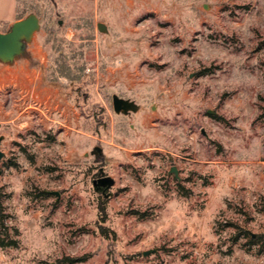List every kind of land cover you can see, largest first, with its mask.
<instances>
[{
	"label": "rangeland",
	"instance_id": "obj_1",
	"mask_svg": "<svg viewBox=\"0 0 264 264\" xmlns=\"http://www.w3.org/2000/svg\"><path fill=\"white\" fill-rule=\"evenodd\" d=\"M29 13L0 264H264V0H0V32Z\"/></svg>",
	"mask_w": 264,
	"mask_h": 264
},
{
	"label": "water",
	"instance_id": "obj_2",
	"mask_svg": "<svg viewBox=\"0 0 264 264\" xmlns=\"http://www.w3.org/2000/svg\"><path fill=\"white\" fill-rule=\"evenodd\" d=\"M39 18L34 13H29L26 16L15 20L8 31L0 32V61L11 62L15 57L21 55L24 52L25 45L31 40V37L35 31L39 29ZM97 27L102 30L104 25L97 24ZM112 105L115 112L120 110H127L130 108V102L126 99L112 95ZM3 136H0V141ZM99 151V148H96ZM4 156V152L0 150V159ZM170 172L176 174L174 166L170 168ZM100 184L110 185L113 180L109 177H102L97 179ZM254 234H252L253 236Z\"/></svg>",
	"mask_w": 264,
	"mask_h": 264
},
{
	"label": "trees",
	"instance_id": "obj_3",
	"mask_svg": "<svg viewBox=\"0 0 264 264\" xmlns=\"http://www.w3.org/2000/svg\"><path fill=\"white\" fill-rule=\"evenodd\" d=\"M1 213H2V205H1V199H0V247L15 246L16 241L14 239L8 238L7 240H5V238L1 236V234L4 233L5 227H6L3 223L4 221H3V216L1 215ZM101 221H103L102 218H101ZM98 228H99V231L101 232V234H103V235L106 234V228L104 226L99 224ZM242 232L244 233V230H242ZM261 238H264V233L256 234L254 236V238L252 239V241L260 240ZM67 259L70 263H73V262H77V261H82L83 258L72 257V258H67Z\"/></svg>",
	"mask_w": 264,
	"mask_h": 264
},
{
	"label": "flooded vegetation",
	"instance_id": "obj_4",
	"mask_svg": "<svg viewBox=\"0 0 264 264\" xmlns=\"http://www.w3.org/2000/svg\"><path fill=\"white\" fill-rule=\"evenodd\" d=\"M1 158H3V156Z\"/></svg>",
	"mask_w": 264,
	"mask_h": 264
},
{
	"label": "bare ground",
	"instance_id": "obj_5",
	"mask_svg": "<svg viewBox=\"0 0 264 264\" xmlns=\"http://www.w3.org/2000/svg\"><path fill=\"white\" fill-rule=\"evenodd\" d=\"M41 54V53H40Z\"/></svg>",
	"mask_w": 264,
	"mask_h": 264
}]
</instances>
